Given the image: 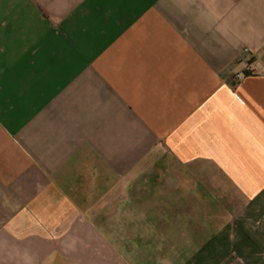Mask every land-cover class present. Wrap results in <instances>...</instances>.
Segmentation results:
<instances>
[{
    "label": "crops",
    "instance_id": "crops-1",
    "mask_svg": "<svg viewBox=\"0 0 264 264\" xmlns=\"http://www.w3.org/2000/svg\"><path fill=\"white\" fill-rule=\"evenodd\" d=\"M0 264H264V0H0Z\"/></svg>",
    "mask_w": 264,
    "mask_h": 264
}]
</instances>
